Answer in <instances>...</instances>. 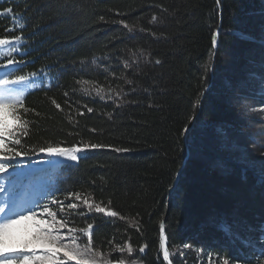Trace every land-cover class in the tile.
Listing matches in <instances>:
<instances>
[{
  "label": "trees",
  "instance_id": "16d2710c",
  "mask_svg": "<svg viewBox=\"0 0 264 264\" xmlns=\"http://www.w3.org/2000/svg\"><path fill=\"white\" fill-rule=\"evenodd\" d=\"M9 7L0 36L22 35L11 58L23 63L0 57V66L11 67L9 79L37 73L17 85L29 109L20 110L28 134L18 130L29 155L12 163L36 168L65 205L80 203L68 195L79 193L118 213H62L50 201L58 218L78 230L93 223L92 248L113 264H165L161 223L172 264H264V0H0V12ZM13 16L24 28L5 32ZM192 117L186 138L182 129ZM48 143L105 147L38 169L48 161L39 148ZM242 157L256 162L247 179ZM220 220L250 234L252 249L217 230ZM77 235L86 245L87 236Z\"/></svg>",
  "mask_w": 264,
  "mask_h": 264
},
{
  "label": "snow or ice",
  "instance_id": "6c2138e0",
  "mask_svg": "<svg viewBox=\"0 0 264 264\" xmlns=\"http://www.w3.org/2000/svg\"><path fill=\"white\" fill-rule=\"evenodd\" d=\"M220 0H217V4ZM13 13L11 7L4 9L0 12V17L9 16ZM103 19V17H101ZM153 21L156 17L153 16ZM22 17H12V27L5 29V32L15 31L17 27L20 29L24 28V24L21 23ZM120 23L124 24L123 21ZM124 27L132 29L129 25L124 24ZM142 30V29H141ZM217 35L213 34L212 46L215 49L217 45ZM241 38L251 40L253 37L240 33ZM22 35H15L9 37L8 35L0 36V57H8L7 65L14 63L19 64L23 61H15L12 57L14 52L18 51V45L22 42ZM264 43V40H262ZM159 63V61H157ZM5 65V66H7ZM205 70H208V66H205ZM37 73H29L28 75H17L13 79L5 78L0 79V174L8 173L10 169H13L15 165L12 161L17 158L26 157L29 152L23 150L21 139L18 135V130H23V135L28 134V121L22 119L20 110L23 109V113L29 111L28 108L24 107V91H16L10 86L12 85H24L29 82L30 77H35ZM257 73H251L250 77L255 79ZM260 76V87L264 91V70L259 73ZM82 83H88L84 81ZM130 83V81H129ZM103 91L102 88H97V95ZM67 95V94H65ZM199 98L197 104H199ZM55 104L56 102L53 101ZM57 108H60L59 104H56ZM92 111L91 108L88 109ZM195 117L190 118L189 124L185 125L182 132L186 138L188 134L194 129L190 126L191 120ZM218 135L224 137L225 131L221 129ZM105 147L101 144H84L83 146L73 145L71 147H62L60 144L53 145L51 143L41 146L39 148L40 153H44L47 156L63 157L66 160L78 161V153L87 150H96ZM35 151V150H33ZM115 151L122 152L127 149L116 148ZM242 165L241 174L247 179V173L250 169L255 167L254 161L250 158L242 157L239 160ZM261 167L259 170V180L261 184H264V161L260 162ZM218 166L225 169L231 170L230 166L223 161L218 162ZM5 188L0 184V192H3ZM69 198L75 197V202H69L65 205L63 201H58L54 197L51 200L52 204L59 205L60 212L71 211L80 216L91 215L95 213H101L109 217H116L117 212L110 210L106 206H102L101 203H92L88 198H81L79 193H69ZM110 203V202H109ZM81 207L84 208L80 211ZM41 215L49 217V219L38 218V213L33 208H27L23 211L16 212L14 209L6 210V206H0V264H113V261L107 258H103V254L99 253L92 248V230L94 228L93 223L87 224L86 228L77 229L71 227L69 221L64 218H58L57 212L53 211L49 205L42 207ZM123 219V217H121ZM214 227L219 230L226 237H229L233 242H237L240 247L252 249L254 240L252 236L241 235L240 232L236 231L235 225L227 220H220L214 223ZM67 229V232L64 230ZM137 230L139 228L137 227ZM252 230L249 229V232ZM80 232L87 236V244L81 245L79 243L80 237L77 235ZM164 235V224H160V243L159 248L163 253V261H167L168 264H172L170 260V253L168 247L165 245ZM258 240L264 247V229L259 232ZM17 246H22L25 252H30L31 255H10L17 251ZM147 245H143L139 248V252L143 253ZM238 247V251L240 250ZM42 249L38 253L37 249ZM120 252H124L123 247H119ZM127 252L131 254L133 247L131 244L127 245ZM264 254V253H262ZM222 264H229V260L221 258ZM116 264H125L124 259H119ZM258 264L260 262L258 261Z\"/></svg>",
  "mask_w": 264,
  "mask_h": 264
},
{
  "label": "rangeland",
  "instance_id": "374dc122",
  "mask_svg": "<svg viewBox=\"0 0 264 264\" xmlns=\"http://www.w3.org/2000/svg\"><path fill=\"white\" fill-rule=\"evenodd\" d=\"M11 67L10 66H0V79L10 78ZM14 90H22L23 87L12 85L10 86ZM43 156L46 159L53 162L52 168H55V164L62 163L67 161L63 157H54V156H47L43 153ZM56 158V159H55ZM49 161H46L42 164H39L38 168H42L45 166V163L48 165ZM76 162V161H71ZM17 166L13 169H10L7 175L15 174V177H0L1 179L7 178L3 180V187L5 190L0 192V206H6V210L14 209L16 212L23 211L27 208L35 207V210L38 213V218L49 219V217L45 215H41L42 207L44 205H49L50 201L52 200L51 191L47 190L44 186L46 176L42 174H36V168H18L21 167L20 164H16ZM38 166V165H37ZM50 167V168H51ZM0 184H2L0 182ZM51 209L54 211V207L49 205ZM67 232V229L64 230ZM83 246V245H82ZM38 253L42 251V249H37ZM10 255H31L30 252H25L22 246H17V251L15 253H10ZM70 264H75V262H70Z\"/></svg>",
  "mask_w": 264,
  "mask_h": 264
},
{
  "label": "water",
  "instance_id": "95a60500",
  "mask_svg": "<svg viewBox=\"0 0 264 264\" xmlns=\"http://www.w3.org/2000/svg\"><path fill=\"white\" fill-rule=\"evenodd\" d=\"M218 36V35H217ZM217 46V45H216ZM216 48V47H215ZM193 124V123H192ZM184 163H185V161L183 162V165H184ZM181 170H182V167L180 168V170L178 171V173H177V175H176V178H175V182H174V185H173V187H172V189L175 187V185H176V183H177V181H178V178H179V174H180V172H181ZM171 189V190H172ZM169 194H171V191L169 192ZM164 224V223H163ZM164 235H165V231H164ZM165 238H166V236H165ZM159 243H160V238H159ZM165 245H166V247H168L167 246V239H165ZM159 250H160V254H161V259L163 260V253H162V250L159 248ZM165 262V264H168V262L167 261H164Z\"/></svg>",
  "mask_w": 264,
  "mask_h": 264
}]
</instances>
